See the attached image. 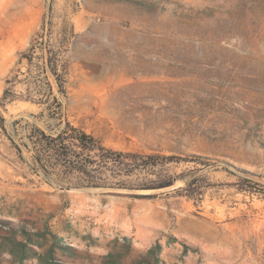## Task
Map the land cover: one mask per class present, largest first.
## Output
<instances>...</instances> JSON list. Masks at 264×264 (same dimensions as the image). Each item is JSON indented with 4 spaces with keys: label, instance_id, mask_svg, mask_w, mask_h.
Masks as SVG:
<instances>
[{
    "label": "rangeland",
    "instance_id": "obj_1",
    "mask_svg": "<svg viewBox=\"0 0 264 264\" xmlns=\"http://www.w3.org/2000/svg\"><path fill=\"white\" fill-rule=\"evenodd\" d=\"M55 55L64 119L114 150L181 157L172 187L135 198L34 163V129L65 125L32 102ZM8 87L0 264H138L157 244L146 264H264V0H0Z\"/></svg>",
    "mask_w": 264,
    "mask_h": 264
},
{
    "label": "trees",
    "instance_id": "obj_2",
    "mask_svg": "<svg viewBox=\"0 0 264 264\" xmlns=\"http://www.w3.org/2000/svg\"><path fill=\"white\" fill-rule=\"evenodd\" d=\"M37 44H39L38 40L33 41L28 53H26H30V56L26 55L30 65L33 64V53ZM58 57L59 55L50 56L45 66L41 68V74L35 77V83L42 82L44 85H40L41 90L38 91L37 98L33 99L32 102L45 106V109L49 111L48 118L56 122V126L65 125L56 136L47 135L44 130L37 127L34 129L39 132V135L32 139L34 140V163L45 172H48L49 169L59 168L67 177L77 175L79 183L74 186L127 190L130 192L129 195L135 198L145 196L137 193L140 191L172 187L179 177L170 174L166 170V166L177 162L181 157L165 155L160 152L147 154L114 150L104 146L101 141L82 128L75 127L67 118L64 119V115L61 113L63 102L54 91L56 87L61 95L65 96L66 94L62 82L66 69L63 74L59 72L60 60ZM48 73L53 77V81L49 79ZM6 83L11 85L13 81L7 79ZM14 101L15 97L11 93V88L8 87L0 98V105L5 108L7 104ZM1 120L5 122L3 117ZM16 123L18 120L14 122V124ZM186 185L188 190L191 189L194 185V179L186 181ZM59 186L62 185L59 184ZM125 239L130 241V239ZM161 249V245L157 244L147 250L146 256L152 254L158 256ZM127 254L128 252H109L107 257L115 259L116 255L123 257ZM146 256L142 257V261L138 264L150 263V258Z\"/></svg>",
    "mask_w": 264,
    "mask_h": 264
},
{
    "label": "water",
    "instance_id": "obj_3",
    "mask_svg": "<svg viewBox=\"0 0 264 264\" xmlns=\"http://www.w3.org/2000/svg\"><path fill=\"white\" fill-rule=\"evenodd\" d=\"M63 190H65L66 192H71V191H73V189H71V188H66V189H63Z\"/></svg>",
    "mask_w": 264,
    "mask_h": 264
},
{
    "label": "bare ground",
    "instance_id": "obj_4",
    "mask_svg": "<svg viewBox=\"0 0 264 264\" xmlns=\"http://www.w3.org/2000/svg\"><path fill=\"white\" fill-rule=\"evenodd\" d=\"M146 215V214H145ZM206 235V234H205ZM211 239V238H210ZM208 240V239H207Z\"/></svg>",
    "mask_w": 264,
    "mask_h": 264
}]
</instances>
